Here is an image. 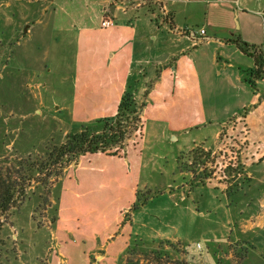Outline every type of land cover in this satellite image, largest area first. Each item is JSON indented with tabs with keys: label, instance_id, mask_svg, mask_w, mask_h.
<instances>
[{
	"label": "crops",
	"instance_id": "0c3cea01",
	"mask_svg": "<svg viewBox=\"0 0 264 264\" xmlns=\"http://www.w3.org/2000/svg\"><path fill=\"white\" fill-rule=\"evenodd\" d=\"M0 1L27 24L18 44L32 34L48 37L44 41L54 40L56 32V41L71 31L76 35L72 98L58 106L69 113L74 131L115 116L126 90L146 103L143 136L132 137L126 153L83 154L56 180L48 203L53 209L45 211L49 225L37 222L51 232L54 252L48 264H74L79 256L81 264L127 263L134 236L140 235L131 207L140 196L149 123L156 138L169 135L177 142L189 130L214 126L216 145L203 148L213 153L232 119L246 123L249 142L238 178L247 175L251 184L249 167L264 162V79L254 87L244 81L254 60L232 40L239 37L264 50V0ZM251 13L256 26L249 21ZM106 17L114 20L112 26L102 27ZM203 20L194 35L187 32L191 23ZM69 194L74 205L66 199ZM111 207L115 212L108 211ZM247 221L246 230L264 227V210Z\"/></svg>",
	"mask_w": 264,
	"mask_h": 264
},
{
	"label": "rangeland",
	"instance_id": "374dc122",
	"mask_svg": "<svg viewBox=\"0 0 264 264\" xmlns=\"http://www.w3.org/2000/svg\"><path fill=\"white\" fill-rule=\"evenodd\" d=\"M12 11L9 5H0V51L4 54L0 57V179L8 174L20 184L21 193L16 197L22 198L23 204L9 212L1 228L0 264H48L54 252L51 232L37 222L49 225L45 211L53 206L46 199L50 202L54 197L51 189L55 182L41 176L45 184L36 180L21 184L24 176L31 174L26 160L41 157L49 143L64 142L66 132L76 128L69 113L58 109L68 104L73 94L76 35L72 31L66 38L60 34L62 41H56V32L54 40L44 41L48 37L32 34L18 44L16 37L27 24L22 23L20 13ZM249 17L256 26V16L251 13ZM203 23H191V29L195 32ZM234 120L223 129L214 153L204 150L216 145L214 126L189 130L185 139L177 142L169 135L156 138L149 123L140 200L134 214V229L140 235L134 236L132 249L160 252L162 259L157 261L151 254L142 256V263L133 262L264 264V227L246 230L244 226L249 215L264 210V162L249 167L251 184L247 175L238 178L249 141L245 138L247 124ZM133 123H127L128 131L134 128ZM94 130L101 132L103 126ZM237 163L241 166L235 168ZM69 196L68 203L74 205ZM108 211L115 212V208ZM244 247L249 257L242 260ZM81 258H74V264H81Z\"/></svg>",
	"mask_w": 264,
	"mask_h": 264
},
{
	"label": "trees",
	"instance_id": "16d2710c",
	"mask_svg": "<svg viewBox=\"0 0 264 264\" xmlns=\"http://www.w3.org/2000/svg\"><path fill=\"white\" fill-rule=\"evenodd\" d=\"M232 41L242 52L252 57L254 60V67L244 71V81L254 87L258 80L264 79V50L257 45L249 44L239 37ZM145 105V102L138 103L134 95L129 90H126L115 116L100 119L93 123L82 124L79 130L69 132L64 142L60 144L49 143L45 149L44 155H41V157L32 160L31 157L28 158L26 160V167L31 174L24 176V183L21 184L22 187L25 183L35 180L40 184H45L41 176H44L48 181L54 180V182H56V180L63 175L64 169L69 164L86 153L107 152L114 155L121 152L126 153L129 140L134 133L139 132L140 137L142 138L143 136L141 115ZM130 120L134 122V128L132 127L131 130L128 131L127 123H130ZM99 125L103 126L101 132L94 130V128ZM198 150L199 149H196L193 153ZM235 166V168H238L240 164L237 163ZM189 171H191V169H189ZM7 175L8 174L0 179V231L3 223L6 222L10 216L9 212L13 209H18L23 204L22 198L16 197V193H21L20 184L16 183L13 178H11V175H8V177ZM46 202L49 203V199H46ZM137 208L138 204L135 203L131 207V210H136ZM243 250L244 254H242L243 256L241 259L245 260L248 256V249L244 247ZM151 254L155 256V259H158L157 261L162 259L160 252L156 254L153 251L130 248L126 264H137L133 262V260L142 263L144 260L142 256H149ZM147 262H149V260H147Z\"/></svg>",
	"mask_w": 264,
	"mask_h": 264
},
{
	"label": "built area",
	"instance_id": "2783aa9c",
	"mask_svg": "<svg viewBox=\"0 0 264 264\" xmlns=\"http://www.w3.org/2000/svg\"><path fill=\"white\" fill-rule=\"evenodd\" d=\"M101 24H102V27H110L114 24V20L112 18L106 17L102 20ZM187 32H190L194 35V31L191 29H188ZM204 33H205V30L201 29V34H204Z\"/></svg>",
	"mask_w": 264,
	"mask_h": 264
}]
</instances>
